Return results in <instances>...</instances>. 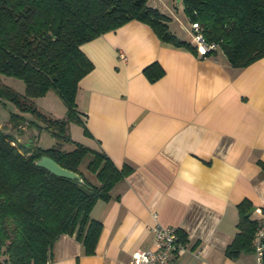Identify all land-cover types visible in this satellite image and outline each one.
Returning <instances> with one entry per match:
<instances>
[{
	"label": "crops",
	"instance_id": "obj_1",
	"mask_svg": "<svg viewBox=\"0 0 264 264\" xmlns=\"http://www.w3.org/2000/svg\"><path fill=\"white\" fill-rule=\"evenodd\" d=\"M81 49L93 68L76 94L88 130L76 122L77 142L131 170L91 210L102 223L95 252L84 254L73 235L62 234L47 264H127L133 252L153 246L156 223L187 239L188 250L173 264H260L254 250L231 259L225 248L236 233L237 204L247 198L254 209L264 207V57L233 67L220 49L201 56L161 41L138 20ZM155 61L164 74L151 82L143 68ZM56 94L40 99L54 102ZM53 111L46 114L61 117ZM20 114L24 122L8 121L0 131L28 147L38 129Z\"/></svg>",
	"mask_w": 264,
	"mask_h": 264
},
{
	"label": "trees",
	"instance_id": "obj_2",
	"mask_svg": "<svg viewBox=\"0 0 264 264\" xmlns=\"http://www.w3.org/2000/svg\"><path fill=\"white\" fill-rule=\"evenodd\" d=\"M181 5L191 28L197 23L205 42L215 45L201 56L220 49L233 67L264 57V0H181ZM130 20L148 24L161 41L197 54L194 42L170 29L171 17L147 0H0V99L12 101L19 111L11 113L13 126L25 121L20 112H29L43 122L30 119L29 125L45 128L53 137L47 148L36 143L25 147L0 131V264H47L62 234L73 235L84 254L95 252L102 223L91 210L98 200L111 197V189L131 167H118L104 151L73 140L68 124L74 120L88 133L77 115L76 94L93 63L81 45ZM143 72L153 82L164 69L155 61ZM2 75L22 80L24 91L4 84ZM50 90L66 107L62 118L42 112L35 103ZM42 155L79 173L84 183L36 165ZM254 210L247 198L237 204L236 233L225 248L227 257L254 250L255 232L264 220L252 217Z\"/></svg>",
	"mask_w": 264,
	"mask_h": 264
},
{
	"label": "rangeland",
	"instance_id": "obj_3",
	"mask_svg": "<svg viewBox=\"0 0 264 264\" xmlns=\"http://www.w3.org/2000/svg\"><path fill=\"white\" fill-rule=\"evenodd\" d=\"M147 3L150 6L155 7L159 11L168 14L172 17V20L170 22V28L173 32H175L177 36L183 39L190 38L192 36L190 22L183 10L182 5L180 4L181 2L176 3L175 0H147ZM1 80L4 84L10 86L11 88H13L18 92H23L24 90V83L19 78L2 75ZM53 95H55L54 92ZM40 97L42 96H39L37 97L38 99L35 98L36 100L35 99L34 100L36 101V105L42 106L44 113H47L48 110L53 108V110L55 111H53L54 113L52 114L60 113L62 114L60 118L65 116L66 107L62 102L61 98L58 96V94H56L57 99L54 102H52V100L49 98L40 99ZM46 101L50 102L51 104L45 103ZM15 109L17 110V107L12 101L8 99H4V100L0 99V129L1 130L7 128V122L9 121L12 111ZM64 109L65 111H63ZM25 113L28 117L32 116L31 113L29 112H25ZM32 118L35 119L34 116H32ZM35 120L36 122L43 123L40 119L36 118ZM77 129H81L80 126L74 120H71L68 124V133L71 136V138L75 141H77L75 137L77 134ZM36 132L37 133H35L30 140L26 141L28 142V145L35 144L37 141L36 138H38L39 136H40L39 142L41 145H46V144L50 145L51 143H53V137L51 136L50 132L47 129L45 128H43L42 130L38 129ZM65 146L71 147L72 145L66 143ZM87 161H88V157H85L83 162L81 163L82 170H86L85 165Z\"/></svg>",
	"mask_w": 264,
	"mask_h": 264
},
{
	"label": "built area",
	"instance_id": "obj_4",
	"mask_svg": "<svg viewBox=\"0 0 264 264\" xmlns=\"http://www.w3.org/2000/svg\"><path fill=\"white\" fill-rule=\"evenodd\" d=\"M191 33L198 54H204L215 45L207 44L199 30L197 23H192ZM120 57L125 60V55L120 52ZM255 212L264 218V209L258 207ZM152 247L135 251L131 254L127 264H173L176 257L188 250L187 239L181 238L179 229L175 226L154 224L151 229ZM264 220L255 232L254 251L260 263L262 252H264Z\"/></svg>",
	"mask_w": 264,
	"mask_h": 264
},
{
	"label": "water",
	"instance_id": "obj_5",
	"mask_svg": "<svg viewBox=\"0 0 264 264\" xmlns=\"http://www.w3.org/2000/svg\"><path fill=\"white\" fill-rule=\"evenodd\" d=\"M176 3H180L181 0H175ZM35 164L38 166H42L45 169H47L49 172L57 175V176H62V177H67L70 179H75L79 183H84L82 177L79 175V173L65 168L58 164L53 158L47 156V155H42L40 156L36 161Z\"/></svg>",
	"mask_w": 264,
	"mask_h": 264
}]
</instances>
